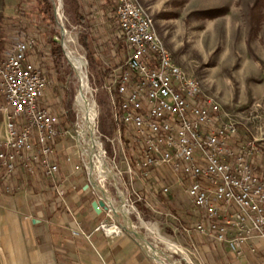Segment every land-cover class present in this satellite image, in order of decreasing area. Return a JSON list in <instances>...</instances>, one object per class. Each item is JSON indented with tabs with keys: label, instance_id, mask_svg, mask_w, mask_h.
Returning <instances> with one entry per match:
<instances>
[{
	"label": "rangeland",
	"instance_id": "374dc122",
	"mask_svg": "<svg viewBox=\"0 0 264 264\" xmlns=\"http://www.w3.org/2000/svg\"><path fill=\"white\" fill-rule=\"evenodd\" d=\"M138 1L153 19L156 32L173 61L198 80L204 95L217 101L225 118L236 124L238 141L242 143L254 140L264 151V7H258L257 0ZM78 2L81 14L91 26V50L101 59V67H95L94 70L89 68L86 50L79 41L84 30L73 24L72 14L64 4L63 23L67 30L64 41L67 39L72 42L61 47L57 41L62 57L52 61L49 41L53 28L44 19L40 0H0V36L3 31L9 41H13L7 46L4 55L15 44L28 38L35 39L41 45V60H38L37 65L44 70L48 82L43 98L60 120V130L69 132L70 136L66 138L72 152L70 154L76 153L75 158L80 165L83 164L82 159L84 163L88 162L85 156H81V151L87 150L79 136L85 126L75 104L80 81L63 51L65 55L67 53L72 57L82 58L88 86L89 82L91 85L88 97L94 105V122L99 143L97 165L106 175L105 188L114 201V207L123 209L121 195L126 197L127 200L123 203L135 208L128 214L135 231L160 252L161 256L157 254L156 257L162 262L219 264L213 249L207 246L210 243L193 231L197 214L193 212L187 197L188 184L183 179L184 176H175L164 169L156 171L150 180H143L134 171H129L136 158L129 148L131 135L128 133L125 136L123 130L120 140L116 132L111 134L113 113L105 90L113 75L125 69L127 57L126 46L116 21L115 4L113 0ZM55 25V29L59 31L57 22ZM109 68L111 72L108 79L103 81L99 73ZM107 139L114 140V145L108 143ZM257 167L260 168L259 175H264L262 161H258ZM116 170L122 172L118 191L111 187L110 178L107 177V173ZM164 187L168 189L166 195L160 191ZM59 203L60 201L56 206H47V217L36 227L42 238L49 240L52 227L58 225L57 221L47 219L49 212L54 214V209L60 211L61 216H68L62 225H58L63 226L64 231L68 230L71 234V230L76 227L73 216L66 214L68 210L58 205ZM118 219L116 222H108L115 223L120 235L130 236L122 229V226L127 225L126 220L121 216ZM151 225L163 239L168 240L170 246L165 245L158 235L146 228ZM81 229L87 234L85 226H81ZM132 238L151 261L150 257L154 255L150 250L147 252L140 241ZM84 240L89 242L91 239ZM231 255L232 258H226L228 262L244 257L245 253L242 257ZM49 256L57 255L50 249Z\"/></svg>",
	"mask_w": 264,
	"mask_h": 264
},
{
	"label": "built area",
	"instance_id": "2783aa9c",
	"mask_svg": "<svg viewBox=\"0 0 264 264\" xmlns=\"http://www.w3.org/2000/svg\"><path fill=\"white\" fill-rule=\"evenodd\" d=\"M113 1L127 57L125 69L113 75L105 90L116 136L121 140L123 130L125 136L131 135L129 148L136 158L129 171L143 180L164 169L184 176L187 197L197 214L193 231L242 257L253 239L264 240V175H259L257 167L258 161L264 166L263 149L254 140L238 141L236 124L225 118L217 101L204 95L200 82L173 61L138 0ZM36 44L28 38L0 59V172L1 180L7 181L6 194L15 190L10 182L19 168L31 176L41 170L46 178L54 179L59 173L54 161L57 139L70 136L60 130L58 117L41 104L48 82L43 69L29 58ZM96 135L97 131V153ZM107 142L114 145V140ZM86 151L81 156L87 159ZM97 159L96 155V164ZM82 163L86 167L83 159ZM100 174L99 184L105 188L106 175L101 170ZM121 175L118 170L107 173L116 191ZM160 191L168 193L165 187ZM64 194L59 184L56 195L61 204ZM121 200L128 214L135 210L123 203L126 197L121 195ZM107 217L113 220L110 209ZM108 220L96 230L107 237L119 236L120 230ZM75 223L72 236L89 240Z\"/></svg>",
	"mask_w": 264,
	"mask_h": 264
},
{
	"label": "crops",
	"instance_id": "0c3cea01",
	"mask_svg": "<svg viewBox=\"0 0 264 264\" xmlns=\"http://www.w3.org/2000/svg\"><path fill=\"white\" fill-rule=\"evenodd\" d=\"M35 48L29 58L37 64L38 60H41L39 54L42 48L40 44H36ZM44 96L45 93L41 104L50 109ZM67 140L66 137L57 139L54 161L59 166V173L54 179L46 178L41 170H36L35 176H31L19 168L10 182L15 190L6 194L4 187L7 181L1 180L0 172V264H153L131 236L120 235L111 238L96 230L101 223L108 220V201L103 200L99 190L89 185L87 170L83 164H78L76 153L70 154L72 152ZM68 158H71L70 162L67 161ZM79 161L81 162V159ZM78 165L80 170L75 171L74 166ZM59 184L64 186L65 194L64 203L58 205L66 207L68 211L65 213L73 216L80 227L85 226L91 239L89 242L82 238L73 239L68 230L64 231L63 226H58L62 225L68 216H61L60 211L55 209L54 214L49 212L47 218L57 221L58 224L52 227L49 240L42 238L40 230L36 229L47 217V206H56L59 202L56 195V187ZM85 185L89 187L85 188ZM101 201L104 202L105 208L97 214L92 208V203ZM118 220L113 215V221ZM203 240L210 243L207 246L213 249L219 264H264L263 239H253L245 247V256L231 262L226 259L232 258V255L225 245L206 238ZM251 248L255 250L254 253ZM50 249L54 250L57 256L50 257Z\"/></svg>",
	"mask_w": 264,
	"mask_h": 264
},
{
	"label": "trees",
	"instance_id": "16d2710c",
	"mask_svg": "<svg viewBox=\"0 0 264 264\" xmlns=\"http://www.w3.org/2000/svg\"><path fill=\"white\" fill-rule=\"evenodd\" d=\"M41 4L43 6L42 13L44 15V19L47 20L48 25L52 26L53 30L52 37L50 39L51 44V56L50 58L52 61H57L60 57H62L61 51L59 49L57 40L60 37V32L55 29V23L56 18L54 14V5L51 0H40ZM65 8H67L70 13L72 14V22L75 25H78L81 29L84 31L81 33L79 37V41L81 45L85 48L87 53V60L89 63V68L92 70L95 69V67H101V59L96 56V54L91 50V26L89 25V22L87 21L86 17L83 16L80 12V5L78 0H62ZM257 6L258 7H264V0H257ZM13 43V41H9L8 36L4 34L2 31V34L0 36V59L3 56V52L7 49V46ZM125 43V42H124ZM122 45V44H120ZM126 46V44H125ZM126 48V49H125ZM124 49L127 52V46ZM120 49V48H119ZM122 49V48H121ZM103 68V67H102ZM44 71V70H43ZM111 72V69H107L104 72H100V76L102 77V80L105 81L108 79V75ZM117 126L115 123H112V132L113 135L116 132ZM110 150V148H109Z\"/></svg>",
	"mask_w": 264,
	"mask_h": 264
},
{
	"label": "water",
	"instance_id": "95a60500",
	"mask_svg": "<svg viewBox=\"0 0 264 264\" xmlns=\"http://www.w3.org/2000/svg\"><path fill=\"white\" fill-rule=\"evenodd\" d=\"M52 2L54 5V14H55L56 22L59 26V32H60V39L57 41L60 42V45L62 47L63 36L65 33H67L65 25L63 23V1L62 0H52ZM63 54L66 57L64 51H63ZM69 65L73 69V66L70 62H69ZM89 87L91 89L90 82H89ZM95 132H96V130H95ZM95 132L92 135H88V136L84 137V141H85L86 146H87L86 154H87V159H88V162H87L85 168L87 170L88 177H89V185L93 186L94 188H96V190H99V192H101V194L104 198L103 200L108 201V206H109L110 210L112 211V213L116 219H118L121 216L126 220L127 225L122 226L123 231L126 232L127 234H129L131 237H134L135 239L140 241L144 248L147 247L150 250H153L154 249L153 245L151 243H149L144 237H142L137 231H135V229L133 227V222L129 218L128 213L125 212L120 207L115 208L113 205V201L111 200L109 192L101 184H99V177L101 176V174H100V170H99L96 162L94 161V158L96 156ZM89 185H85V188L89 187ZM92 208L95 211V213L100 214L101 210L103 208H105V204L102 201L101 202H93ZM147 248H145V249H147ZM150 259L155 264H172V263H168V262H161V261L155 259L153 256H151Z\"/></svg>",
	"mask_w": 264,
	"mask_h": 264
},
{
	"label": "bare ground",
	"instance_id": "6f19581e",
	"mask_svg": "<svg viewBox=\"0 0 264 264\" xmlns=\"http://www.w3.org/2000/svg\"><path fill=\"white\" fill-rule=\"evenodd\" d=\"M64 36H66V33L64 34ZM64 36H63V42H62V47L64 45L68 46L72 41L70 40H65L64 41ZM77 53V52H76ZM66 58L69 60V62L72 64L73 69L76 72V75L80 81V87L77 93V97H76V101L75 104L78 108V111L81 115V118L84 122V126H85V130L83 129L80 132V136L82 137H86L88 135H92L95 130H96V124L94 122V118H95V113H94V105L93 103L90 101L89 97H88V93H89V86H88V82H87V77H86V71H84V67H85V62L82 58H76V57H72L69 54L66 53ZM110 172V171H108ZM143 226H145L143 224ZM146 228L150 231H152L153 233H155L156 235L159 236V238L161 239V241L167 245L170 246L168 240L166 241L165 239H163L157 229L154 226H146ZM111 231H115L118 233V230L115 229H111ZM174 247V246H173ZM147 248V247H145ZM147 252L150 250L149 248L146 249ZM150 252L152 253V255H154V257H156V255H160V252L156 249L150 250ZM159 261H161L159 258H155ZM162 262V261H161Z\"/></svg>",
	"mask_w": 264,
	"mask_h": 264
}]
</instances>
